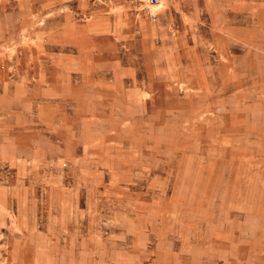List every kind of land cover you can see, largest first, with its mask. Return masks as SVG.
<instances>
[{
	"label": "rangeland",
	"instance_id": "obj_1",
	"mask_svg": "<svg viewBox=\"0 0 264 264\" xmlns=\"http://www.w3.org/2000/svg\"><path fill=\"white\" fill-rule=\"evenodd\" d=\"M0 0V264H264V0Z\"/></svg>",
	"mask_w": 264,
	"mask_h": 264
},
{
	"label": "built area",
	"instance_id": "obj_2",
	"mask_svg": "<svg viewBox=\"0 0 264 264\" xmlns=\"http://www.w3.org/2000/svg\"><path fill=\"white\" fill-rule=\"evenodd\" d=\"M148 3H146V6L148 8V13L151 16V18H155L156 17V12L152 9H149V4L153 5V4H157L159 2V0H147Z\"/></svg>",
	"mask_w": 264,
	"mask_h": 264
}]
</instances>
